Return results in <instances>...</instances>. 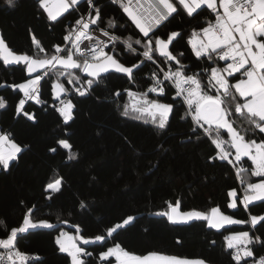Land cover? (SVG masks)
Returning <instances> with one entry per match:
<instances>
[{
	"label": "trees",
	"instance_id": "1",
	"mask_svg": "<svg viewBox=\"0 0 264 264\" xmlns=\"http://www.w3.org/2000/svg\"><path fill=\"white\" fill-rule=\"evenodd\" d=\"M94 3L101 10V27L120 37L114 52L121 63L126 66L140 60L144 63L134 70L131 79L110 72L94 83L85 96L75 93L74 120L65 125L52 101L26 102L25 111L34 113L35 120L16 115L23 93L7 85L24 82L29 77L22 66H5L0 61V84H5L0 87V96L7 101L6 108L0 109V130L10 132L17 143L26 146L9 170L0 169V239L6 238L5 226L8 230L20 226L23 216L31 209L33 220L46 219L54 227H38L20 234L16 248L37 256L30 264H70L67 255L61 253L55 243L61 231L77 230L78 226L81 235L93 238L106 235L109 227L132 215L135 220L113 237L83 245L91 252V256L84 257L86 264H105L99 258L100 253L111 247L113 241L135 254L155 251L200 258L209 264H236L225 237L247 231L264 241V227L258 224L253 228L250 224V215L264 214V202H253L245 209L240 203L244 185L236 175V168L225 161L209 159L215 155L214 145L210 139L203 135L198 138L192 132L195 126L190 118H183L186 105L175 98L174 85L161 77V68L167 69V65L174 62L160 63L162 57L155 62L144 59L143 41L142 45L134 43L142 34L123 12L126 3L123 0H94ZM88 10L81 0L76 10L65 13L57 22H50L37 0H16L14 7L0 0V32L11 49L29 54L36 52L31 40L35 34L51 55L54 45L67 43L64 36ZM211 18L207 12L195 19L174 16L159 30L162 37L170 31L181 32L182 38L173 45L174 54L182 52L180 59L188 66L187 74L200 73L202 80L207 76L206 62L197 61L187 40L193 28ZM109 20H113L114 28L108 27ZM129 38L137 50L135 53L123 43ZM68 71L78 72L81 80L85 79L79 69L64 70L59 66L46 69L40 84V96L44 100L55 99L51 86L57 79L73 91V85L66 82L69 77L60 75ZM154 73L160 74L165 87L163 95L148 92L155 83ZM131 91L147 93L162 103H173L175 98L173 115L165 129L158 128L149 118L122 114L123 106L129 105ZM116 92L120 95L116 96ZM236 123L247 127L242 118H236ZM256 138H260L259 133ZM59 139H69L72 151L78 153L76 159L67 158L68 150L59 146ZM52 148L56 151H50ZM241 163L244 168L252 167L247 158ZM59 177L63 178L61 191L51 193L52 198L48 199L50 193L46 186ZM232 189L240 194L236 209L227 207L231 200L228 193ZM173 201H179L183 211H210L218 206L226 215L249 222L222 229L209 228L204 221L173 224L167 217L158 215ZM251 247L256 256L248 258L247 264L264 255L261 244Z\"/></svg>",
	"mask_w": 264,
	"mask_h": 264
},
{
	"label": "snow or ice",
	"instance_id": "2",
	"mask_svg": "<svg viewBox=\"0 0 264 264\" xmlns=\"http://www.w3.org/2000/svg\"><path fill=\"white\" fill-rule=\"evenodd\" d=\"M42 13L46 14L50 22H57L65 13L76 10L81 0H37ZM91 11L87 17L81 15L75 21V28L64 36L66 44L54 45L51 55L39 39L32 34L31 40L36 52H16L9 47L3 34H0V61L5 66H22L27 77L24 82L7 85L12 89H19L23 98L18 101L16 115H23L35 120V114L25 111L27 101L34 100L41 103L39 86L43 75L36 74L44 69L59 66L64 70H82L85 79L73 74L72 71L61 72L60 75L69 77L67 83L73 85L75 93L85 96L89 93L94 83L106 78L105 74L116 72L124 74L131 79L134 70H138L144 60L132 66H126L117 58L114 49L120 37L111 34L101 25V10L94 0H84ZM133 0H127L123 12L127 14L135 25L141 39H136V45H142V56L145 60H163L160 63L168 64L167 70L161 69L163 81H170L175 88V98L186 105L184 119L190 118L192 132L199 138L201 135L210 139L214 145L215 155L209 159L225 161L236 168V175L241 177V184L245 191L240 200V194L236 189L229 191L231 197L227 207L236 209L240 200L247 209L253 202H264V179L259 183L245 182L242 174L245 172L256 177L264 178V0H136L137 7H131ZM9 7H14L16 0H5ZM202 12H207L210 17L204 24L198 25L190 31L187 44L191 48L194 57L206 62V80H202L200 73L187 74L188 66L181 62L183 53L174 54V42L182 38L179 31H170L162 37L159 30L166 26L174 16L186 15L195 19ZM103 37L100 39L94 35L96 28ZM108 27L114 28L113 20L108 21ZM144 38H147L144 40ZM87 42V43H86ZM112 48H109V44ZM127 49L135 53L133 41L129 38L123 42ZM107 49V50H106ZM44 55L41 56L40 54ZM158 53V56H154ZM79 54V55H77ZM220 62H223L221 65ZM46 75V73H45ZM155 83L148 88V92L163 95L165 92L159 73L153 74ZM87 77H91L88 79ZM78 85V86H77ZM5 84H0L4 87ZM52 92L60 106L56 108L65 125H70L74 120L76 105L71 99H61L66 96L69 89L59 79L52 84ZM116 96L120 93L116 92ZM132 103L123 106L122 114H133L137 119L149 118L160 129H165L169 118L173 115L175 98L173 103H162L156 99H149L147 93L140 94L136 99V93H130ZM7 101L0 96V109H5ZM55 107V105H54ZM235 117V118H234ZM236 118H242L247 124H237ZM202 130V132H201ZM257 133L260 138L257 139ZM228 139L225 140L224 136ZM59 146L68 150L67 158L73 160L78 153L72 151L69 139H59ZM26 146L17 143L10 132L0 130V169L9 170L13 162L18 161ZM218 150V151H217ZM50 151L55 152L52 148ZM247 158L252 167L244 168L242 161ZM63 185V178H56L46 186L50 193H59ZM81 207H84L81 202ZM158 215L167 217L173 224H188L192 221H204L212 229H222L225 226L243 224L249 221L236 219L226 215L220 207H212L210 211L181 210L179 201L169 202L167 210ZM135 217L128 215L121 223L107 229L106 235H96L88 238L84 235H71L68 232H60L55 238V243L61 253L69 258L70 264H86L84 257L91 256L85 247L90 243L106 241L107 237H113L118 230L129 225ZM250 224L255 228L258 224L264 227V215H250ZM53 228L46 219L33 220L32 210L22 218V224L12 227L5 226L6 238L0 239V248L7 250L0 253V262L8 264H27L28 257L25 253L16 249L18 237L22 233L35 228ZM80 229L77 226V232ZM227 248L233 250L229 254L236 264H247L248 258L256 256L250 245L261 244L259 236L250 235L247 231L232 233L225 237ZM214 243V242H213ZM100 260L105 264H206L200 258H184L177 255L162 254L155 251L146 254L130 252L120 243L113 241L111 247L100 253ZM253 264H264V255L253 260Z\"/></svg>",
	"mask_w": 264,
	"mask_h": 264
},
{
	"label": "built area",
	"instance_id": "3",
	"mask_svg": "<svg viewBox=\"0 0 264 264\" xmlns=\"http://www.w3.org/2000/svg\"><path fill=\"white\" fill-rule=\"evenodd\" d=\"M126 4H127V0H123ZM132 6H133V8H136L137 7V4H136V0H133V2H132ZM88 11H91V9L89 8V10ZM81 15H84L85 16V18L87 17V13H84V14H81ZM80 15V16H81ZM79 16V17H80ZM73 28H75V23H74V25H73ZM93 28H96V26H93ZM105 30H107L106 28H104ZM109 31V30H108ZM111 34H113L111 31H109ZM94 35H96V36H99L100 37V39H104V40H107L108 38L107 37H103L102 35H101V33H100V31H99V29L98 28H96V31L94 32ZM115 35V34H114ZM87 43V42H86ZM112 44L110 43L109 44V48H110V46H111ZM107 50V49H106ZM161 69H163V70H167V69H164V68H161ZM45 73L46 72H43V73H41L40 75H43V77L45 76ZM162 73V72H161ZM161 77L163 78V73H162V75H161ZM154 81H155V79H154ZM153 85V84H152ZM151 85V86H152ZM39 91L41 92V88H40V86H39ZM74 94H75V91H74V89H73V91H71V92H69L66 96H62L61 97V99H65V100H67V99H70V98H73L74 97ZM77 94V93H76ZM40 99H41V103H44V102H47V101H52V104H53V106L55 105V107L56 108H58L59 106H60V104H59V101H57L56 99H54V100H44L41 96H40ZM34 101V100H33ZM28 102V101H27ZM250 247H251V245H250ZM17 249V248H16ZM19 250V249H18ZM7 250H5V249H0V253H4V252H6ZM19 251H21V250H19ZM233 251V250H232ZM21 252H23V251H21ZM23 253H25L26 254V256L28 257V261H27V264H30L33 260H35L36 259V255L35 254H33V253H26V252H23ZM258 259V258H257ZM0 264H8V262L7 261H4V262H0ZM251 264H253V263H251Z\"/></svg>",
	"mask_w": 264,
	"mask_h": 264
},
{
	"label": "rangeland",
	"instance_id": "4",
	"mask_svg": "<svg viewBox=\"0 0 264 264\" xmlns=\"http://www.w3.org/2000/svg\"><path fill=\"white\" fill-rule=\"evenodd\" d=\"M73 74L76 75V76H79V77H80V73H78V72H73ZM81 81H82V80H81ZM60 82L62 83V81H60ZM82 82H83V81H82ZM77 86H78V85H77ZM73 89H74V88H73ZM130 93H136V94H137L136 99H139V98H140V93H138V92H134V91L129 92V104L132 103V101H133V97L130 95ZM148 98H149V99H154V98H150L149 96H148ZM70 99L72 100V102H73L74 104H76V101H75L74 98H70ZM160 212H162V211H160ZM61 232H68V233L71 234V235H81V234H80V231L77 232V230L69 231L68 229H66V230H63V231H61ZM80 243H81V246H83L82 242H80Z\"/></svg>",
	"mask_w": 264,
	"mask_h": 264
},
{
	"label": "crops",
	"instance_id": "5",
	"mask_svg": "<svg viewBox=\"0 0 264 264\" xmlns=\"http://www.w3.org/2000/svg\"><path fill=\"white\" fill-rule=\"evenodd\" d=\"M125 5H127V4H125ZM133 5V4H132ZM131 5V7L133 8V6ZM133 9H135V8H133ZM70 92V91H69ZM68 92V93H69ZM53 97H55V96H53ZM256 178H259V177H256V176H253V175H250V173H248V172H245V173H243V179L245 180V182H252V183H259L262 179H256ZM242 191H243V193H244V191H245V188H242ZM185 258V257H184ZM206 264H209V263H207L206 262Z\"/></svg>",
	"mask_w": 264,
	"mask_h": 264
},
{
	"label": "water",
	"instance_id": "6",
	"mask_svg": "<svg viewBox=\"0 0 264 264\" xmlns=\"http://www.w3.org/2000/svg\"><path fill=\"white\" fill-rule=\"evenodd\" d=\"M0 34H2L1 32H0ZM8 44V43H7ZM44 71H46V69H44V70H42V72H40V73H36V74H41V73H43ZM114 72V71H113ZM85 75V74H84ZM106 75V74H105ZM29 78H31V77H29ZM88 78H91V77H88ZM181 210H182V208H181ZM261 215H264V214H261ZM231 226V225H230ZM225 227H227V226H225Z\"/></svg>",
	"mask_w": 264,
	"mask_h": 264
}]
</instances>
